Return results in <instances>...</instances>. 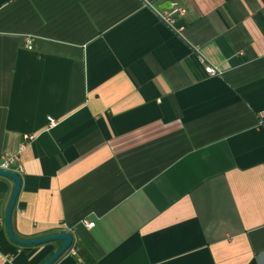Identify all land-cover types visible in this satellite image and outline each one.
Wrapping results in <instances>:
<instances>
[{
    "label": "crops",
    "instance_id": "1",
    "mask_svg": "<svg viewBox=\"0 0 264 264\" xmlns=\"http://www.w3.org/2000/svg\"><path fill=\"white\" fill-rule=\"evenodd\" d=\"M22 142L10 227L70 233L52 264H264V0H0V159ZM12 185L0 264H42Z\"/></svg>",
    "mask_w": 264,
    "mask_h": 264
},
{
    "label": "water",
    "instance_id": "2",
    "mask_svg": "<svg viewBox=\"0 0 264 264\" xmlns=\"http://www.w3.org/2000/svg\"><path fill=\"white\" fill-rule=\"evenodd\" d=\"M0 176L5 177L12 181V190L9 199L6 204L4 224L8 238L17 245H38L46 242L60 241V246L42 263V264H52L61 254H63L70 246L72 237L68 232H57L46 236L31 238V239H20L16 237L10 227V214L12 207L14 205L15 199L17 197L20 188V176L17 173L6 171L0 169Z\"/></svg>",
    "mask_w": 264,
    "mask_h": 264
},
{
    "label": "built area",
    "instance_id": "3",
    "mask_svg": "<svg viewBox=\"0 0 264 264\" xmlns=\"http://www.w3.org/2000/svg\"><path fill=\"white\" fill-rule=\"evenodd\" d=\"M174 13L176 12L177 15H182V10L180 9H175L173 11ZM166 22L170 25H173L174 23V20L170 17V15H168L166 18H165ZM26 44L28 46H30V41L27 39L26 40ZM205 71L208 73V74H214L215 73V69L213 67H210V66H207L205 68ZM263 116V115H262ZM23 142L19 145L18 147V151L16 154H13V155H9V154H3L1 156V159H0V169L2 170H6V171H11V172H14V173H19L21 171V166H20V162H19V157H18V152L21 150L22 146H23ZM82 224L85 228L89 229L93 226V222L92 221H82ZM71 247V244L69 246V249ZM71 252L73 253L74 252V249L71 247Z\"/></svg>",
    "mask_w": 264,
    "mask_h": 264
}]
</instances>
